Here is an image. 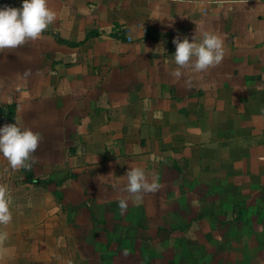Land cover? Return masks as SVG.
<instances>
[{"label":"crops","instance_id":"crops-1","mask_svg":"<svg viewBox=\"0 0 264 264\" xmlns=\"http://www.w3.org/2000/svg\"><path fill=\"white\" fill-rule=\"evenodd\" d=\"M48 6L38 40L0 53V105L44 136L30 171L0 155V264H264V0ZM204 31L222 63L176 80L173 39ZM130 164L164 187L130 197Z\"/></svg>","mask_w":264,"mask_h":264},{"label":"clouds","instance_id":"clouds-1","mask_svg":"<svg viewBox=\"0 0 264 264\" xmlns=\"http://www.w3.org/2000/svg\"><path fill=\"white\" fill-rule=\"evenodd\" d=\"M56 18L57 14L48 6V0H23L19 8H0V53L38 40ZM173 43L176 51L172 57L177 67L170 75L176 80L184 75L183 69L193 73L206 72L220 65L225 57L224 39L215 32L204 31L199 39L196 32L192 42L187 36L183 40L177 36ZM24 75L27 77L30 72L26 71ZM185 86L190 90L192 81L186 80ZM43 140L42 133L21 126L19 121L0 127V155L7 160L9 166L5 168V172L9 169L30 171L39 162L35 153ZM114 175L115 173H109L105 178L110 180ZM124 177L127 183L122 191L134 197L136 201H141L143 194H155L164 187L160 183L159 174H146L143 168L132 164ZM128 198L122 196L118 201L121 215L128 209ZM11 202L10 189L7 185L0 184V225L7 226L12 222ZM6 238L7 234L0 232V243Z\"/></svg>","mask_w":264,"mask_h":264},{"label":"trees","instance_id":"trees-1","mask_svg":"<svg viewBox=\"0 0 264 264\" xmlns=\"http://www.w3.org/2000/svg\"><path fill=\"white\" fill-rule=\"evenodd\" d=\"M97 33H88L86 38L96 35ZM59 42L64 43L61 39H58ZM70 46H77L78 44L66 43ZM15 123V107L14 105H0V127H3L5 124Z\"/></svg>","mask_w":264,"mask_h":264}]
</instances>
